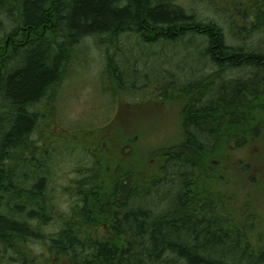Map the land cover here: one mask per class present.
I'll list each match as a JSON object with an SVG mask.
<instances>
[{
	"label": "trees",
	"instance_id": "16d2710c",
	"mask_svg": "<svg viewBox=\"0 0 264 264\" xmlns=\"http://www.w3.org/2000/svg\"><path fill=\"white\" fill-rule=\"evenodd\" d=\"M239 1L229 38L190 0H0V264H264V225L254 229L255 214L237 219L218 188L223 153L264 131V0ZM254 32L253 47L239 39ZM123 36L136 46L197 44L209 73L181 83L182 138L156 151L154 168L110 163L94 145L92 169L60 216L48 175L62 143L46 113L89 39L125 90L124 76L138 75L129 59L119 64ZM53 220L56 231H45Z\"/></svg>",
	"mask_w": 264,
	"mask_h": 264
},
{
	"label": "rangeland",
	"instance_id": "374dc122",
	"mask_svg": "<svg viewBox=\"0 0 264 264\" xmlns=\"http://www.w3.org/2000/svg\"><path fill=\"white\" fill-rule=\"evenodd\" d=\"M190 1L191 12L200 20L220 24L225 34L233 38L237 29L233 14L241 3L239 0ZM225 8H228L227 12ZM252 35L250 38L239 35V39L244 38L253 47L258 36L255 32ZM132 38L123 36L119 40L125 54L119 64L129 59L127 66L137 69L138 76H124L122 81L127 87L133 85L132 88L127 90L125 86V90H118L113 87L117 84L110 82L104 73L105 49L89 39L83 49L84 60L70 66L69 75L56 91L52 113H46L49 117L44 122L54 130V143H62L54 152L57 151L53 158L54 168L48 175L50 189L58 199L60 216L66 215L73 203L68 194L70 187L88 176L87 170L92 169L94 145H105V150L101 147L100 156L110 163L115 158L130 167L139 161L144 167L143 172L154 168L156 151L171 148L182 138L183 103L179 98L181 95H177L181 83L209 73L210 69L204 68L206 63L201 61L203 54L194 36L191 40L196 45L189 49L183 45L136 46ZM113 49L108 50L112 53ZM169 74L175 83L161 78ZM235 75L230 73L226 77ZM146 76L151 80L146 82ZM95 138L96 142L93 141ZM221 159L226 180H222L218 188L228 193L230 211L236 213L237 219L243 221L253 217L249 214L256 215L257 221L250 224L258 231L264 225V131L245 146L227 150ZM58 226L59 222L53 220L45 231L54 232ZM99 233L104 234V230L99 229ZM32 249L34 253H42L43 245L36 244Z\"/></svg>",
	"mask_w": 264,
	"mask_h": 264
}]
</instances>
